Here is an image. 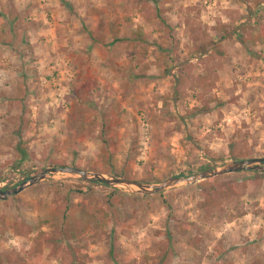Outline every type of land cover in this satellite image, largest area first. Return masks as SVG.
Listing matches in <instances>:
<instances>
[{
	"label": "rangeland",
	"instance_id": "rangeland-1",
	"mask_svg": "<svg viewBox=\"0 0 264 264\" xmlns=\"http://www.w3.org/2000/svg\"><path fill=\"white\" fill-rule=\"evenodd\" d=\"M61 2L77 33L38 70L0 61V190L51 162L157 184L264 157V0ZM219 177L150 196L58 173L0 201V264H264V172Z\"/></svg>",
	"mask_w": 264,
	"mask_h": 264
},
{
	"label": "crops",
	"instance_id": "crops-1",
	"mask_svg": "<svg viewBox=\"0 0 264 264\" xmlns=\"http://www.w3.org/2000/svg\"><path fill=\"white\" fill-rule=\"evenodd\" d=\"M59 3L63 2L13 0L15 10L12 11L7 0H0V50H6L7 53L3 52L0 55L1 63L9 64L8 53L10 58L16 57L15 51L19 48L29 55L30 65L38 70V53L41 52L43 56L51 55L53 45L65 41L63 38L69 37L68 33H77V24L73 28V23L69 21L73 19L68 17V13L61 12L62 7ZM261 5H264V2ZM10 14L13 15V21L10 20ZM22 57L24 58V55Z\"/></svg>",
	"mask_w": 264,
	"mask_h": 264
},
{
	"label": "water",
	"instance_id": "water-1",
	"mask_svg": "<svg viewBox=\"0 0 264 264\" xmlns=\"http://www.w3.org/2000/svg\"><path fill=\"white\" fill-rule=\"evenodd\" d=\"M259 171L264 172V157L249 158L236 162H230L221 168H213L207 171H203L196 174H191L185 177H172L157 184H147L138 181H132L115 177L103 172L89 171L76 167H53L47 168L38 175L30 177L25 182L21 183L18 187L9 190H0V201L7 199L13 195H17L28 187L41 182L48 177L54 176L58 173L69 174L74 177H78L87 183H99L104 184L107 187L122 189L128 193L141 194V195H155L163 192L168 188L177 186H189L207 179L228 175L232 173H238L242 171Z\"/></svg>",
	"mask_w": 264,
	"mask_h": 264
},
{
	"label": "trees",
	"instance_id": "trees-1",
	"mask_svg": "<svg viewBox=\"0 0 264 264\" xmlns=\"http://www.w3.org/2000/svg\"><path fill=\"white\" fill-rule=\"evenodd\" d=\"M147 1L155 2L156 0H147ZM7 2H8V5H10L11 10L12 11L15 10V9H13V0H7ZM12 13H14V12H12ZM10 20L13 21V15H11V14H10ZM12 23H10V26L12 25ZM141 36H142V33H141V30L139 29L135 33H133V36L130 37L129 41L131 42L132 40H138L139 37H141ZM18 137L20 138L19 134H18ZM50 166L66 167L67 165H65L63 163L51 162ZM76 167L79 168V166H76ZM207 168H210V165L204 166L202 169H207ZM180 176H183V175H180ZM218 178H220V177H215L213 179L206 180V181L200 183V186H206L210 182H216L218 180ZM95 184H99V183H95ZM89 185H94V183L93 184L89 183ZM206 189L209 191L207 193V195H206L207 208H208V210H211V209L214 208L215 205H217V203L219 202L221 196H220V193L217 192L216 189L213 188V187L212 188L211 187L210 188L207 187ZM76 192L78 194H81V195L87 193V191H76ZM122 196H125V195L122 194L121 192L117 191V190H112L108 194L107 200L111 204V203H113V201L115 199H118L119 197H122ZM146 197H148V196H143V198H146ZM57 211L58 210H56L55 213ZM59 212L60 211H58V213H56V215L54 213L52 219H50V221H49L50 226L53 227V228H56L57 226L61 225L60 228L63 229L62 232H64V236L68 237L69 239H74V240L77 239V236L79 234V230L78 229H82V226H83L82 222L80 220H78L76 222L67 221V218H66L67 211H65V212H63V214H61L62 217L59 216L60 215ZM98 213L103 215L102 216V220H105L104 218H108V215H106V213L102 209H99ZM59 220H61L60 224H58V222H57ZM40 236H41V233H40V235H38L35 238V240L38 241V238L40 239ZM111 257H112V255H111ZM74 264H75V261H74Z\"/></svg>",
	"mask_w": 264,
	"mask_h": 264
}]
</instances>
